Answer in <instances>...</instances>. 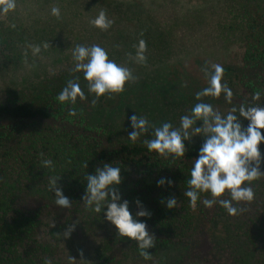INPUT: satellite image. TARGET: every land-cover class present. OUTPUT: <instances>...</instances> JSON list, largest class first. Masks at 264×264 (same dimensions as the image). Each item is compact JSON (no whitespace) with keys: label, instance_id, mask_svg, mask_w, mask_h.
I'll use <instances>...</instances> for the list:
<instances>
[{"label":"trees","instance_id":"16d2710c","mask_svg":"<svg viewBox=\"0 0 264 264\" xmlns=\"http://www.w3.org/2000/svg\"><path fill=\"white\" fill-rule=\"evenodd\" d=\"M216 30L241 55L237 64L222 65L221 83L239 94L244 105L264 106V0H231ZM15 44L13 33L0 24V54L7 61ZM257 92L260 99L254 100ZM57 96L36 106L0 102V264H264V175L245 182L254 196L233 201L235 215L219 203L205 206L203 201L213 198L208 192L200 193L193 205L184 193L206 135H198L196 143L184 142L183 157L160 155L149 152L141 140L122 139L108 123H92L79 103L62 104ZM99 99L113 104L116 93ZM260 149L264 156V143ZM46 160L51 165L45 166ZM105 162L121 168L118 189L130 210L151 213L139 218L153 236L148 259L137 241L119 235L103 213L81 199L87 173ZM161 177L171 179L172 186L158 187ZM53 178L70 198V207L56 205L49 186ZM173 196L176 204L168 209L167 199ZM217 199L231 197L226 191ZM229 220L233 231L226 225ZM204 222L213 225V237L222 247L202 254L196 238ZM171 250L177 256L165 261Z\"/></svg>","mask_w":264,"mask_h":264},{"label":"rangeland","instance_id":"374dc122","mask_svg":"<svg viewBox=\"0 0 264 264\" xmlns=\"http://www.w3.org/2000/svg\"><path fill=\"white\" fill-rule=\"evenodd\" d=\"M15 3L14 10L0 13V24L13 33L16 43L10 61L0 54V102L20 100L41 105L72 80L80 84L85 94V99L77 97L76 102L84 108L89 120L112 125L119 137L130 142L128 132L132 129L128 118L133 114L147 118L157 127L169 122L178 128L180 117L190 114L198 102L211 104L222 114L244 103L235 92L231 103L223 92L219 97L196 99V93L208 87L204 68L212 64H237L240 60L238 46L222 41L216 30L231 0H15ZM54 7L60 9L58 17L52 15ZM101 10L113 21L106 30L90 23ZM141 40L146 44L145 60L137 62L135 56ZM77 44L101 46L109 59L132 72L133 78L125 83L124 91L116 93L113 104L102 103L94 93H89L83 72L73 71L72 50ZM34 46L40 48L35 55ZM196 126H201V122ZM198 135L204 134L190 131L184 142L196 143ZM150 138L145 133L137 141ZM229 222L226 221L227 226ZM232 228L228 226L229 231ZM199 229L197 250L201 249L202 254L222 247L216 241L218 237H213L211 223L204 222ZM168 256L164 260L171 262L177 254L171 250Z\"/></svg>","mask_w":264,"mask_h":264},{"label":"clouds","instance_id":"9594fccd","mask_svg":"<svg viewBox=\"0 0 264 264\" xmlns=\"http://www.w3.org/2000/svg\"><path fill=\"white\" fill-rule=\"evenodd\" d=\"M15 7V0H0L2 14H7ZM51 11L54 16L60 15L59 8L54 7ZM90 23L94 27L106 30L113 21L107 17L104 10H101ZM145 49L146 44L141 40L135 56L137 62L145 60L143 55ZM32 52L34 55L38 54L40 48L34 46ZM72 59L75 65L73 71L83 72L84 79L88 82L89 93H94L97 98L105 93L124 91L125 83L133 78L129 68L109 59L107 51L99 45L77 44L72 50ZM203 71L208 78V87L197 92L196 99L200 101L204 96L219 97L223 92L226 101L231 103L232 90L226 83H221L224 72L222 65L212 64ZM77 97L86 98L80 84L69 80L59 92L57 100L62 104L65 102L75 104ZM253 99L259 100L260 93H254ZM70 115H75V111L70 110ZM128 120L132 129L128 132V138L136 142L142 134L148 133L152 137L144 141L148 151H155L164 156L171 154L183 157L187 151L184 141L189 138L190 131L206 135L207 138L196 152L187 181L189 188L184 193L193 205L200 193L208 192L213 198L205 199L203 201L205 206L211 207L219 203L229 214L235 215L237 209L232 206L233 201L253 199V190L245 182L250 183L264 175V170L261 169L264 156L260 149V145L264 143L262 132L264 106L241 104L222 114L214 110L211 104L198 102L191 108L190 114L180 117L178 128H174L169 122L154 126L147 118L137 114L131 115ZM198 121L201 122V126H196ZM51 163L44 161L45 166ZM87 167L85 164V168ZM85 179L87 183L81 199L86 206L95 213H103L104 218L115 227L119 235L137 241L141 255L148 259L147 250L153 247V236L149 234L146 220L139 218L150 217L151 213L149 211L133 213L130 210L129 201L122 198L118 189L122 181L121 168L105 162L95 167L93 172L87 173ZM156 184L158 187L165 185L170 187L173 181L161 177ZM49 186L54 192L56 205L65 208L71 206L70 198L65 196L63 189L57 185V179H51ZM226 191L230 194V200L217 199ZM136 203L141 202L137 200ZM175 204L174 196L167 199L168 209H172ZM46 264H51V261H46Z\"/></svg>","mask_w":264,"mask_h":264}]
</instances>
